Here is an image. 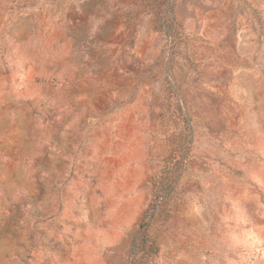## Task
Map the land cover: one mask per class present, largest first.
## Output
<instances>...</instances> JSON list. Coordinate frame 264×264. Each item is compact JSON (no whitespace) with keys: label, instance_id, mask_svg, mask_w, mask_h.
<instances>
[{"label":"rangeland","instance_id":"rangeland-1","mask_svg":"<svg viewBox=\"0 0 264 264\" xmlns=\"http://www.w3.org/2000/svg\"><path fill=\"white\" fill-rule=\"evenodd\" d=\"M148 258L264 264V0H0V264Z\"/></svg>","mask_w":264,"mask_h":264},{"label":"trees","instance_id":"trees-1","mask_svg":"<svg viewBox=\"0 0 264 264\" xmlns=\"http://www.w3.org/2000/svg\"><path fill=\"white\" fill-rule=\"evenodd\" d=\"M146 239H147V231L144 230L141 232L140 245H142L146 241ZM145 264H153V259L148 258Z\"/></svg>","mask_w":264,"mask_h":264}]
</instances>
